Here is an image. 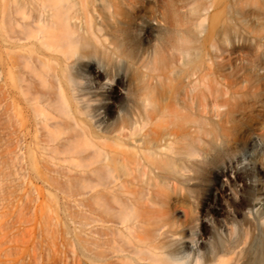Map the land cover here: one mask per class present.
<instances>
[{
  "label": "rangeland",
  "instance_id": "1",
  "mask_svg": "<svg viewBox=\"0 0 264 264\" xmlns=\"http://www.w3.org/2000/svg\"><path fill=\"white\" fill-rule=\"evenodd\" d=\"M263 162L264 0H0V264H249Z\"/></svg>",
  "mask_w": 264,
  "mask_h": 264
},
{
  "label": "bare ground",
  "instance_id": "2",
  "mask_svg": "<svg viewBox=\"0 0 264 264\" xmlns=\"http://www.w3.org/2000/svg\"><path fill=\"white\" fill-rule=\"evenodd\" d=\"M53 32H54V30H53ZM52 32V33H53ZM49 33H50V31H49ZM54 33H56V32H54ZM63 33V32H62ZM59 34H61V32L59 33ZM56 37H57V35H56ZM59 37V36H58ZM71 48V47H70ZM65 49H67V47L65 48ZM68 51V50H67ZM66 51V52H67ZM71 51V50H70ZM77 51V50H76ZM64 52H65V50H64ZM69 52V51H68ZM73 53V52H72ZM74 55V54H73ZM72 55V56H73ZM27 63V62H26ZM77 65V64H76ZM75 71V70H74ZM80 77V76H79ZM147 105V104H146ZM144 106V105H143ZM146 109V108H145ZM137 127V126H136ZM78 140V139H77ZM76 140V141H77ZM79 142H80V140H79ZM86 142V141H85ZM122 142V141H121ZM81 146V145H80ZM78 147V146H77ZM83 147V146H82ZM89 147H90V145H89ZM80 148V147H79ZM188 148V147H187ZM190 148V147H189ZM82 149V148H81ZM100 149V148H99ZM112 149V148H111ZM77 150V149H76ZM75 150V151H76ZM89 150V149H88ZM96 150V149H95ZM101 150V149H100ZM83 151V150H82ZM92 151H94V150H92ZM99 151V150H98ZM188 153V152H187ZM108 154V153H107ZM252 154V153H251ZM96 155V154H95ZM254 155V154H253ZM139 156V155H138ZM149 156V155H148ZM182 156V155H181ZM188 156L191 158V157H193L194 156V150H192L191 148H190V153L188 154ZM96 157V156H95ZM180 157V156H179ZM98 158H99V155H98ZM100 158H101V156H100ZM137 159V158H136ZM99 160V159H98ZM120 160V159H119ZM180 160L181 161H183V162H186V160L184 159V158H181L180 157ZM108 161V160H107ZM159 161V160H158ZM84 163V162H83ZM85 163H87V162H85ZM91 163H94V164H96L95 162H94V160H93V162H91ZM159 164H161L160 163V161L158 162ZM132 164V163H131ZM175 164H177V163H175ZM263 164H264V162H263ZM90 165V164H89ZM97 165V164H96ZM106 166H108V165H106ZM105 166V167H106ZM110 166V165H109ZM136 166V165H135ZM89 168V167H88ZM138 168V167H137ZM138 171L139 170H137V173H138ZM116 173V172H115ZM114 173V175H116ZM135 173V172H134ZM144 178H145V176H144ZM84 179V178H83ZM91 182V181H90ZM102 182V181H101ZM86 183V182H85ZM89 183V182H88ZM91 184V183H90ZM93 185V184H92ZM124 185V184H123ZM122 185V186H123ZM83 186H85L84 184H83ZM88 186V185H87ZM86 188V187H85ZM87 189V188H86ZM94 189H95V187H94ZM93 189V190H94ZM92 189H91V191H93ZM120 192V191H119ZM103 194V193H102ZM120 194V193H119ZM131 195V194H130ZM99 196H102V195H99ZM100 198H103V197H100ZM261 198V196L259 197V193L257 194L256 192L254 193V195H252V197H250L249 198V200H248V203L249 204H254L257 200H259ZM106 199V197L104 198V200ZM116 199H118V198H116ZM95 200H98L97 198L95 199ZM110 200H112V199H110ZM120 200V199H119ZM96 202V201H95ZM100 202V201H99ZM99 202H97V203H99ZM102 202V201H101ZM100 202V203H101ZM105 202H107V200L105 201ZM103 203H104V201H103ZM109 203V202H108ZM105 204V203H104ZM118 204H120L121 205V203L118 201ZM98 205V204H97ZM153 205V204H152ZM117 206H119V205H117ZM108 207H111V206H108ZM127 207V206H126ZM119 208V207H118ZM107 210V209H106ZM116 210H118V209H116ZM125 210V209H124ZM123 211V210H122ZM114 212V211H113ZM116 212V211H115ZM119 213V212H118ZM122 213V212H121ZM132 213V212H131ZM256 214V213H255ZM257 217H256V220H259L260 218H262L261 216H262V213H259V211L257 212ZM117 216V215H116ZM113 217H114V215H113ZM137 217V216H136ZM118 218V217H117ZM122 219V218H121ZM125 219H127V218H125ZM247 222V221H246ZM250 222V221H249ZM127 223V222H126ZM238 223H236V225H237ZM257 224H254V223H250L249 224V227H247L248 229L250 228V227H255V228H257V226H256ZM241 226V225H240ZM183 228V227H182ZM235 228H237V226L235 227ZM253 229V228H252ZM249 231V230H248ZM248 231H247V233H248ZM249 232H251V231H249ZM134 235H136V234H134ZM133 235V236H134ZM250 235V234H249ZM253 236V235H252ZM257 236V235H256ZM255 236V239L253 240V245L252 246H250V248L246 251V253L245 254H247L246 256V258H247V261L249 262V264H264V235H262V236H257L256 237ZM128 237V236H127ZM130 238V237H129ZM128 239V238H127ZM246 239V233L243 231V230H241L240 228H237V229H234V232L232 233V237H231V239H229L227 242L226 241H224L221 237H218L217 238V243H216V245L213 247H211L210 248V252H213L214 254L215 253H217V252H219V253H222V254H225V255H228V254H231V253H233L234 251H235V249H236V247H238L244 240ZM139 240H141V239H139ZM138 242V241H137ZM134 243V242H133ZM143 243V242H142ZM192 245V244H191ZM144 246H145V244H144ZM146 246H147V244H146ZM135 247V246H134ZM159 247V246H158ZM192 247H193V245H192ZM154 248H156V247H154ZM160 248H162V245H161V247ZM144 249V248H143ZM135 250V249H134ZM158 250V249H157ZM162 250V249H161ZM139 251V250H138ZM145 251V250H144ZM147 252H148V250H147ZM151 252V251H150ZM149 252V253H150ZM240 252H242V251H240ZM137 254V253H136ZM163 257V256H162ZM155 258V257H154ZM245 258V259H246ZM143 259V258H142ZM150 259V258H149ZM141 260V259H140ZM222 260V259H221ZM166 261V260H165ZM225 261V260H224ZM224 261H222L223 262V264H225L226 262H224ZM156 262V261H155ZM164 262V261H163ZM221 262V263H222ZM168 264L170 263L171 264V262H167ZM173 263V262H172ZM177 263V262H176ZM175 263V264H176ZM159 264H160V262H159ZM164 264V263H163ZM174 264V263H173ZM177 264H186L184 261H183V263H177ZM196 264V263H195Z\"/></svg>",
  "mask_w": 264,
  "mask_h": 264
}]
</instances>
